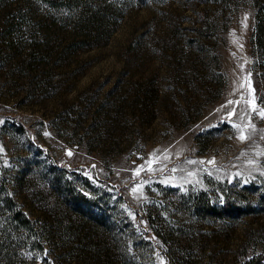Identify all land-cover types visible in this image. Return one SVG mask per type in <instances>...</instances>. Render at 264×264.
Segmentation results:
<instances>
[{
    "label": "rangeland",
    "instance_id": "rangeland-1",
    "mask_svg": "<svg viewBox=\"0 0 264 264\" xmlns=\"http://www.w3.org/2000/svg\"><path fill=\"white\" fill-rule=\"evenodd\" d=\"M257 12L0 0V264H264Z\"/></svg>",
    "mask_w": 264,
    "mask_h": 264
},
{
    "label": "trees",
    "instance_id": "trees-1",
    "mask_svg": "<svg viewBox=\"0 0 264 264\" xmlns=\"http://www.w3.org/2000/svg\"><path fill=\"white\" fill-rule=\"evenodd\" d=\"M65 1V0H64ZM257 1V6H258V12H257V24H256V29H255V33H254V37H253V44H254V48H255V52L257 55V61H256V66L258 69L263 70L264 71V0H256ZM76 2V1H75ZM74 1H70V5L75 4ZM68 2H66L67 5H69ZM97 10V9H96ZM91 10V19L93 21L97 20V14H98V10L96 11ZM214 76H216L219 79V82H211L210 86H211V92L215 93V97H219L220 93H221V86H223V84L225 83V75L222 72H215L213 73ZM264 77V74H263ZM216 83V84H215ZM220 83V84H219ZM217 89V90H216ZM142 110H145L142 112V114L145 116H143L144 118H146L147 121H152V116L150 117V109L149 106H145V107H141ZM149 115V118H148ZM204 210H206L207 213H211V214H215V212H217L219 210L220 214L223 215H230L232 214V211L234 210V207H232V205H225L224 207L218 208L214 205H209V206H203ZM239 209V208H237ZM28 220V219H26ZM181 229H177L174 227V232H180ZM182 232V231H181ZM157 234L162 236L164 239L166 238L165 236H163V233L157 229ZM176 236V233H174V237ZM166 240V239H165ZM174 248V249H173ZM171 252H174V256H178V251L175 247H172Z\"/></svg>",
    "mask_w": 264,
    "mask_h": 264
},
{
    "label": "snow or ice",
    "instance_id": "snow-or-ice-1",
    "mask_svg": "<svg viewBox=\"0 0 264 264\" xmlns=\"http://www.w3.org/2000/svg\"><path fill=\"white\" fill-rule=\"evenodd\" d=\"M229 103H232V101H229ZM249 103H251V102H249ZM253 110H255V106L253 105ZM262 118H264V110H260L259 111V113H258ZM252 127H254V126H252ZM241 140H244V139H246L247 137L244 135V133L243 132H241V135H240V137H239ZM71 153H69V155H70ZM153 156H155V153H153ZM153 163V161H148V166H149V170H150V166H151V164ZM145 166L144 165H141L140 166V168H138L137 170H136V174L138 175L139 174V171L141 170V169H143ZM133 191H136V189H133Z\"/></svg>",
    "mask_w": 264,
    "mask_h": 264
}]
</instances>
